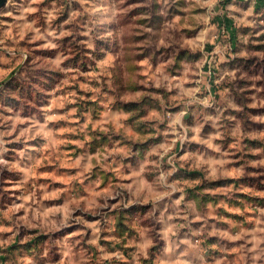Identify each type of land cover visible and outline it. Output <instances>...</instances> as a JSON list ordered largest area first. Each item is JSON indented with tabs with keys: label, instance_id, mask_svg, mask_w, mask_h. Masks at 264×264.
I'll return each mask as SVG.
<instances>
[{
	"label": "clouds",
	"instance_id": "9594fccd",
	"mask_svg": "<svg viewBox=\"0 0 264 264\" xmlns=\"http://www.w3.org/2000/svg\"><path fill=\"white\" fill-rule=\"evenodd\" d=\"M0 264H264V0H0Z\"/></svg>",
	"mask_w": 264,
	"mask_h": 264
},
{
	"label": "rangeland",
	"instance_id": "374dc122",
	"mask_svg": "<svg viewBox=\"0 0 264 264\" xmlns=\"http://www.w3.org/2000/svg\"><path fill=\"white\" fill-rule=\"evenodd\" d=\"M233 41L235 42V35H233ZM10 174L9 173H5V176L7 177V176H9Z\"/></svg>",
	"mask_w": 264,
	"mask_h": 264
}]
</instances>
